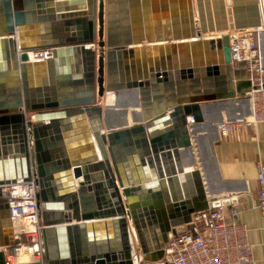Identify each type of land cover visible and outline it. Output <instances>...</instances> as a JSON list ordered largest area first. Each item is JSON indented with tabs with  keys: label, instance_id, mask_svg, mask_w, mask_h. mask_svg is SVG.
I'll return each instance as SVG.
<instances>
[{
	"label": "water",
	"instance_id": "water-1",
	"mask_svg": "<svg viewBox=\"0 0 264 264\" xmlns=\"http://www.w3.org/2000/svg\"><path fill=\"white\" fill-rule=\"evenodd\" d=\"M208 1L213 6V29L205 28L206 18L209 17L207 12L204 14V3ZM115 3V0H0V250L13 244L5 187L33 178L34 186L38 189L35 193L36 207L43 225L41 241L45 258L42 264H52L46 235L53 232L64 244L65 230L70 234L72 230L78 231L82 227L76 224L51 227L72 220L90 221L94 219L93 216L95 219L99 216L97 213L87 214L81 208L86 195L84 186L89 183L87 176L95 164L107 172L111 182L117 183L114 191L118 196L119 215L113 221L121 227L124 254L121 253L120 257L111 254L85 256L83 252H77L75 256L72 248L71 262L65 264H163L160 260L167 234H175L177 228L190 222L191 215L208 208V192L203 187L202 176L198 169H182L180 151L189 150L192 153V141H195L198 132L196 127L204 123L205 108L210 104L240 97L248 100L244 116L250 114V100L246 95L250 83L245 78V64L238 65L241 67L240 74H230L234 66L230 62L229 38L226 34L222 35L229 29H239L237 21L228 26H217L223 17V0H188L192 33L185 42L191 47L189 64L185 66L179 62L173 71L172 68L160 70L152 64L142 75L129 77L123 68L124 51L129 50L130 53L134 47L139 48L142 42L120 39L114 33L116 22L112 16V4ZM238 3V0H232L233 8L226 14L236 13L234 9ZM249 3L258 14L260 0H249ZM194 5L197 12L195 26L192 14ZM262 26L261 31L264 30V0L260 5L258 22L250 27ZM56 28L60 29L59 34H55ZM214 31L221 35L211 38L204 36ZM154 42L159 41H145L146 46ZM40 50L52 51V59L32 61L29 54ZM91 50L93 54L88 56L84 76L87 86L83 90L76 88L71 91V84L64 82V78L73 72L69 57L76 52L89 53ZM208 51L212 52L211 59L207 58ZM201 54L205 58L199 59ZM44 65L48 67V76ZM31 69L37 72L35 77L30 76ZM51 74L58 75V82L66 84V88L59 84L57 94ZM77 79H82V76L76 74L73 80ZM42 86L44 94L41 93ZM124 90H137L139 101L129 105L121 100ZM108 96L116 97V104H106ZM183 99H187V102L171 107L166 104L168 100L178 103ZM104 102L105 109H114L118 114L117 120L107 126L109 131L105 133L101 126ZM138 107L141 113L136 111ZM136 112L149 123L147 127L129 125L128 116ZM83 115L90 117L91 142L97 146L99 157L95 160L93 153L84 158L78 156L74 165L61 159L63 165L59 169L70 171L69 175L62 177L69 183L70 195L73 196L68 208L72 213L70 217L65 216L66 222L54 223L47 212L60 207V204L47 203L49 198L54 200L56 197L52 193L51 180L54 178L46 177L49 140L45 138V129L51 127L44 121ZM221 120L220 117L219 124ZM212 130V141H215L216 132L219 136L217 124L212 125ZM58 131L50 132V141L54 140L52 134L57 135ZM160 131L164 132L156 135ZM126 138L135 150L116 163L113 148H119L121 144L127 146ZM212 150L209 154L211 158ZM107 154L113 173L110 172ZM50 166L54 167V164ZM190 177L195 192L192 187H185V180ZM71 178L72 181L83 179L76 192ZM175 182L181 188L179 197L175 196L173 189ZM156 222L160 223V239L153 248H148L141 229ZM99 223L91 221L85 224L91 229V239H95ZM187 229L194 232L192 225H187ZM0 264H4L1 251Z\"/></svg>",
	"mask_w": 264,
	"mask_h": 264
},
{
	"label": "crops",
	"instance_id": "crops-1",
	"mask_svg": "<svg viewBox=\"0 0 264 264\" xmlns=\"http://www.w3.org/2000/svg\"><path fill=\"white\" fill-rule=\"evenodd\" d=\"M115 2V4H112V8L114 9L112 16L114 22H116L113 26L114 33L119 35L120 39L127 38L132 41L140 40L142 42L139 48L135 49L134 47V49L130 50V53H128L129 50L127 52L124 51L123 68L125 75L129 77L133 74L136 76L138 74L142 75L143 72L148 71L152 64L154 67L160 68V70L172 68V71L179 62L185 64V66L189 64L191 47L185 42L192 33L188 0H115ZM238 2V5L235 7L236 9H234L236 13L227 15L226 11L232 10V0H223L225 8L222 12L224 16L219 19L220 23L217 26H228L236 20V24L239 26L237 30L255 29L250 26L258 22V14L262 0H260V4L258 5V14L257 10L255 8L253 9L249 3V0H238ZM204 11V14L207 12L209 17L206 18L205 28L213 29L215 27V21L211 1L204 3ZM192 14L194 16L195 26L197 22L195 5L193 6ZM230 30L222 35L229 33ZM55 31V34H59L60 29L56 28ZM218 33L214 31L213 33H206L204 36L213 37L214 35H221ZM147 39L159 42H154L155 44L152 43L146 46L145 41ZM258 42L262 61L264 62V30L260 32ZM6 46L8 45L6 44ZM91 54H93V50L89 51V53L80 51L78 54L76 52V54L69 57L70 60L72 59L71 66L73 72L71 76L64 78V82L71 84V91H74L76 88L83 90L87 86L84 76L87 73L85 68L88 66V56ZM178 56H180V60ZM198 58L203 59L205 56L201 54ZM207 58H212L211 51H208ZM43 67L48 76V67L46 65ZM53 69L55 70V67ZM234 72L240 74L241 67L235 66L234 70L232 72L230 71V74L233 75ZM29 74L31 77H35L37 72L31 69ZM76 74H80L82 79L73 80ZM57 78H59L58 75L51 74V82H53L55 94L58 93L60 88L59 84L66 88V84L58 82ZM43 87L41 88L42 94L45 92ZM115 98L108 97L106 104H116ZM138 98L137 90L122 91L121 99L129 105L135 104L136 100L138 102ZM247 102V99L244 100L238 97L236 100L215 102V104L207 106L205 108L204 123L196 127L198 132L195 134V141H192V153L189 150H181L180 158L182 160L183 170L198 169L202 176L203 187L208 192L207 199L224 194L234 193L242 195L239 203V222L246 228L247 241L249 245H252L251 252L254 264H264V213L255 207L257 205L258 192L256 171L258 164L260 162L264 163V123L257 124L253 128L248 127L243 130H235L226 139L220 138L216 132V139L212 141V125H218L220 117L222 118L220 122L227 123L244 119L247 116H244ZM136 111L142 112L139 107ZM102 113L101 126L103 129L102 132L105 133L109 131L107 126L117 120L118 114L115 113L114 109H105V102L102 104ZM128 120L131 127L140 125L145 128L149 124L143 121L141 115L137 112L129 115ZM89 121L90 117L88 118L86 115L57 119L51 122L48 120L44 121V124L51 127L45 129V138L49 140L48 145L50 146H48L46 151L47 163L45 165L47 164L49 167L46 177L54 178V180H51L52 193L56 197L54 200L49 198L47 203L58 206L60 204V207L51 208L47 212V215H50L54 223L66 222L65 216L68 215L70 217L72 213L68 208L72 204L73 196L70 195L69 183L67 180L65 181V177H62L69 175L70 171H61L59 169L63 165L61 159L74 165L77 162L76 158L78 156V158H84L93 153L95 160L99 157L97 146L91 142L92 131L89 127ZM55 129L59 130L58 134L51 133V137L54 140L50 141L49 134ZM163 132H157L156 135ZM66 134H68L67 137L65 136ZM144 135L148 137L147 134ZM130 138L133 139L132 137ZM125 143L127 146L121 144L119 148H113V159L116 163L135 150V147L129 144L127 138L125 139ZM107 148L108 146H106V150ZM211 149H213V158L209 157ZM191 154L195 158V163L193 162ZM107 158L110 161V172L113 173L112 163L108 154ZM97 161L100 162V158ZM50 164H54V167H51ZM87 178L89 179V183L84 186L86 188V191H84L86 195L81 208L87 214L97 213L99 216H96L97 219L93 216L94 219L90 221L80 220L77 222L72 220L70 223H61L60 225L51 227L75 226V224L82 228L84 227L78 231L72 230L70 234L65 230L64 244L53 232L46 235L45 241L50 246V257L53 260L52 264L71 262L70 253H72V248L73 255L75 256L77 252H83L85 256L92 254H111L120 257L122 256L121 253L124 254L121 227L116 221H113L117 220L119 215L117 207L118 196L117 192L114 191V186L116 188L117 183L115 182L114 184L111 182L107 172L100 169L97 164L93 166ZM82 182V178L74 179L73 181L71 178V184L76 185L75 192L79 187V183ZM185 187H192V190L195 192L194 182L191 177L189 180H185ZM156 189L160 188L157 187ZM163 189L165 190V187ZM173 189L175 190L176 197L181 196V188L177 182L174 183ZM36 191H38L37 188ZM100 207L102 208L101 210ZM91 221L101 222L98 224V230L95 232V239L92 238L93 240L90 237V227L88 225H86L87 227L85 226V224ZM141 232L147 242V247L153 248L158 239H160V223H152L151 226L141 229ZM23 260L25 262L28 261V257L25 256Z\"/></svg>",
	"mask_w": 264,
	"mask_h": 264
},
{
	"label": "built area",
	"instance_id": "built-area-1",
	"mask_svg": "<svg viewBox=\"0 0 264 264\" xmlns=\"http://www.w3.org/2000/svg\"><path fill=\"white\" fill-rule=\"evenodd\" d=\"M230 30V62L235 67L245 64V78L250 83L246 92L250 100V114L242 120L218 124L219 137L226 139L231 132L256 127L264 123V62L258 42L261 29ZM52 51L40 50L29 54L32 61L52 59ZM190 119V118H189ZM191 122V120H189ZM257 205L264 213V163L257 167ZM12 226V242L1 248L4 264H42L44 262L41 231L43 225L36 207V187L33 178L5 187ZM242 195L224 194L209 198L208 208L193 214L187 225L175 234H167L162 249L163 264H254L252 245L247 241L246 228L239 222ZM21 255L28 261L21 263Z\"/></svg>",
	"mask_w": 264,
	"mask_h": 264
},
{
	"label": "bare ground",
	"instance_id": "bare-ground-1",
	"mask_svg": "<svg viewBox=\"0 0 264 264\" xmlns=\"http://www.w3.org/2000/svg\"><path fill=\"white\" fill-rule=\"evenodd\" d=\"M229 1H230V0H229ZM227 4H228V3H227ZM229 4H230V3H229ZM209 6H210V5H209ZM211 8H212V7H211ZM224 8H225V7H224ZM232 8H233V7H232ZM206 10H208V9H206ZM206 10H205V11H206ZM205 11H204V12H205ZM208 11H209V10H208ZM222 15H223V14H222ZM231 15H232V14H231ZM223 16H224V15H223ZM243 29H244V28H243ZM218 34H219V33H218ZM209 37H210V36H209ZM209 37H208V38H209ZM210 38H211V37H210ZM108 97H110V96H108ZM108 97H107V98H108ZM113 97H114V96H111V98H113ZM114 98H115V97H114ZM115 99H117V98H115ZM186 102H187V99L179 100L178 103L175 102V101H168V102H167V105L171 107V106H174L175 104H183V103H186ZM20 257H21V258L19 259V261H20L21 263H24L25 261H24L23 259H25V255H21Z\"/></svg>",
	"mask_w": 264,
	"mask_h": 264
},
{
	"label": "rangeland",
	"instance_id": "rangeland-1",
	"mask_svg": "<svg viewBox=\"0 0 264 264\" xmlns=\"http://www.w3.org/2000/svg\"><path fill=\"white\" fill-rule=\"evenodd\" d=\"M121 99V98H120ZM122 100V99H121ZM116 102H117V99H116Z\"/></svg>",
	"mask_w": 264,
	"mask_h": 264
}]
</instances>
